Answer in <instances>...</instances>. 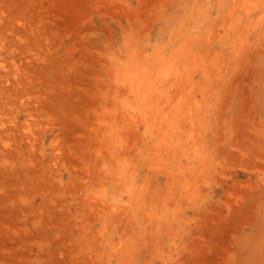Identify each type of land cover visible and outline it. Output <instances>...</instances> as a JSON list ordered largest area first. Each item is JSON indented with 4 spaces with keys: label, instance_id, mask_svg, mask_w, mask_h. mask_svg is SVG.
<instances>
[{
    "label": "rangeland",
    "instance_id": "1",
    "mask_svg": "<svg viewBox=\"0 0 264 264\" xmlns=\"http://www.w3.org/2000/svg\"><path fill=\"white\" fill-rule=\"evenodd\" d=\"M0 264H264V0H0Z\"/></svg>",
    "mask_w": 264,
    "mask_h": 264
},
{
    "label": "bare ground",
    "instance_id": "2",
    "mask_svg": "<svg viewBox=\"0 0 264 264\" xmlns=\"http://www.w3.org/2000/svg\"><path fill=\"white\" fill-rule=\"evenodd\" d=\"M204 11H205V9H204ZM181 29H183V28H181Z\"/></svg>",
    "mask_w": 264,
    "mask_h": 264
}]
</instances>
